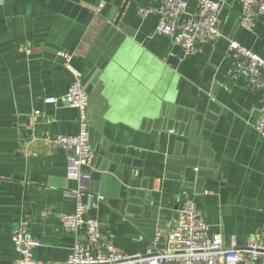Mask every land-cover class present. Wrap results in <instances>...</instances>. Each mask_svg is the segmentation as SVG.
I'll return each instance as SVG.
<instances>
[{
  "label": "crops",
  "instance_id": "obj_1",
  "mask_svg": "<svg viewBox=\"0 0 264 264\" xmlns=\"http://www.w3.org/2000/svg\"><path fill=\"white\" fill-rule=\"evenodd\" d=\"M162 1L0 0V264L18 258L21 223L39 242L37 264H64L86 240L60 221L75 209L77 165L51 139L77 135L79 113L62 100L72 75L59 51L73 55L88 97L102 89L88 105L85 202L104 241L144 254L187 198L227 248L264 235V141L254 128L264 91L232 79L227 54L229 38L264 58V16L246 31L238 0H220L224 37L184 57L155 33ZM186 1L189 10L198 2ZM140 8L153 13L140 19ZM159 113L170 115L156 123Z\"/></svg>",
  "mask_w": 264,
  "mask_h": 264
},
{
  "label": "built area",
  "instance_id": "obj_2",
  "mask_svg": "<svg viewBox=\"0 0 264 264\" xmlns=\"http://www.w3.org/2000/svg\"><path fill=\"white\" fill-rule=\"evenodd\" d=\"M241 13L238 25L252 31L258 19L264 16V0H238ZM101 2L97 7L100 12ZM220 0H198L189 10L186 0H163L157 10L158 23L155 33L181 48L183 56L199 53L208 42L223 38L220 29ZM153 13L150 8L137 11L140 19ZM227 54L232 63L229 75L232 79L246 76L254 89L264 91V58L233 39H227ZM62 59L64 68L72 75V82L63 102L79 113V130L75 136L57 135L51 139L55 148L74 157L77 165V183L73 193L75 209L72 214L61 215L64 231L78 235L83 232L84 243L77 241L70 249L64 264H256L264 260V235L256 237L244 247L227 248L221 235H210L200 210L192 199H185L168 230H155L153 239L144 254L123 256L112 244L103 240L99 223L86 215L85 199L92 197L88 188L91 181L93 153L88 142L89 97L82 87V75L72 65L73 55L65 51L56 54ZM56 99L45 103L56 104ZM255 131L264 141V106L259 109L254 125ZM160 179L157 180L159 185ZM102 202L104 199L97 196ZM12 243L18 258L14 264H37L32 250L39 242L30 234L27 224L21 223L12 232Z\"/></svg>",
  "mask_w": 264,
  "mask_h": 264
},
{
  "label": "water",
  "instance_id": "obj_3",
  "mask_svg": "<svg viewBox=\"0 0 264 264\" xmlns=\"http://www.w3.org/2000/svg\"><path fill=\"white\" fill-rule=\"evenodd\" d=\"M112 25H113L114 28L117 27V26H118V21H117V22H114V24L109 23V24H108V27H106V28H108V29H109V28H112ZM115 29H116V28H115ZM101 91H102V89H101V85H100L98 91L95 92V94L93 93V94H91V95L89 96V100H91V101H96V99L100 96ZM168 115H170V114H169V113H159V114L157 115V118H156V121H155V122H156V123L161 122V119H162V118H167ZM170 120H173V118L170 117ZM155 230H156V229H155ZM154 233H155V231H154Z\"/></svg>",
  "mask_w": 264,
  "mask_h": 264
}]
</instances>
